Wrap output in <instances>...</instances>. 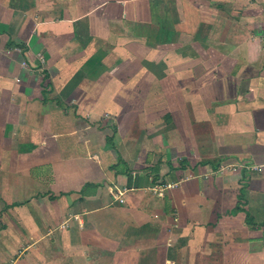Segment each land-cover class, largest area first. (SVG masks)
Instances as JSON below:
<instances>
[{"label":"crops","instance_id":"1","mask_svg":"<svg viewBox=\"0 0 264 264\" xmlns=\"http://www.w3.org/2000/svg\"><path fill=\"white\" fill-rule=\"evenodd\" d=\"M203 1L0 0V264H264V10Z\"/></svg>","mask_w":264,"mask_h":264},{"label":"rangeland","instance_id":"2","mask_svg":"<svg viewBox=\"0 0 264 264\" xmlns=\"http://www.w3.org/2000/svg\"><path fill=\"white\" fill-rule=\"evenodd\" d=\"M246 2V0H204L203 1V3H205L206 5H208L207 3H209V4H211V3H216V4H222L221 6H222V8H221V10H222V12H223V14L225 15V17H235L236 16V13L238 12V14H241V12H242V10H244L245 9V5H243L244 3ZM248 2L250 3H254V6H253V11L254 12H261V10H264V0H248ZM230 3H235L233 6V8H234V10L231 8V6H230ZM212 4V5H213ZM215 4V5H216ZM260 4H261V6H260ZM214 5V6H215ZM263 6V7H262ZM233 15V16H232ZM54 17H57L56 15H54ZM256 26H257V24H256ZM259 26H261V24L259 25ZM259 26H257L256 27V34H258L259 36H260V38H261V40L262 41H264V33H261V32H259L260 31V29H264V28H262V27H259ZM2 28V26L0 25V29ZM5 29H4V27H3V32H5L4 31ZM10 41V40H9ZM11 46H13V45H11ZM10 45H7V47H11ZM18 50V49H17ZM21 52H23L24 51V49H19ZM39 58V60L38 61H45V59L43 58V57H38ZM37 58V59H38ZM37 61V60H36ZM36 61H34V62H36ZM40 65H42L41 66V68L39 67V63L38 62H36V64H35V66H37L36 68V70L37 71H41V70H43V68H44V63L43 64H40ZM32 66V65H31ZM41 73V72H40ZM241 85L242 86H244V83H241ZM241 86V87H242ZM246 86V85H245ZM241 91V90H240ZM238 93H239V91H238ZM211 108H214L215 106H214V104H213V106H210ZM234 124H233V122L231 121V122H229L228 123V130L224 133V138H225V142L226 143H229V142H231V141H234L235 143H237V144H240V146L241 147H243V149L245 150V146H247L246 144H242V143H240L239 141H238V138L236 137V135H235V133H232L231 131V129H229V127H232ZM232 139V140H231ZM234 139V140H233ZM106 140H107V138H106ZM257 141H258V139H256ZM106 145H108V142L106 143ZM254 147H256V146H254ZM227 153H229L228 152V150H224V152H220L219 154H221V155H223V154H227ZM219 154H217V155H219ZM229 162V163H228ZM227 162V164H225V163H223L221 166H219L218 168V170L221 172V170L223 169V168H225V167H228L229 169H235L236 170V172L237 173H239V172H241V167H245L246 168V172L245 173H247L246 175H245V177H246V179H248L247 177L249 176L250 177V175L251 174H253V173H255V171H261L262 170V166H258V165H254V164H250L249 162H245V161H236V160H234V161H228ZM205 163L206 164H209L210 162H209V160H206L205 161ZM117 166H118V164H117ZM209 166L208 165H206V168H208ZM117 168V167H116ZM254 175V174H253ZM253 175H251V176H253ZM245 177H244V175H243V179H245ZM163 181V182H162ZM241 182H242V180H241ZM175 186V183H172V182H166V181H164L163 179H159V180H157V182H156V184L154 185V191L156 192V193H162V195H163V197H165L167 194H169V192H168V190H170V188H173ZM241 186H242V184H241ZM235 190H237V188H235ZM233 192H231V194H232ZM257 194H253V196L255 197ZM262 197L263 196H261V199L259 198V200L258 201H256L257 202V208L258 209H256V211L255 210H248V211H246V212H248L249 213V215H250V217H252L253 218V223L251 224V223H248L247 221H246V212H245V219H244V214L243 213H241V218H243V222H244V220H245V224H243V222H242V219H237V220H235L236 221V224H237V226H239L240 227V225H239V223L241 222L243 225H245V226H250V227H262V226H264V221L263 222H259L260 220H257V219H255V217L256 216H259V215H261V216H264V199H262ZM232 200V201H231ZM228 199V200H226V201H221V206H220V210L222 209V208H224L225 206H226V209L228 210L229 209V212L231 213L232 211H233V213H236V211L234 210V209H237V210H239V209H241V205L243 204V199L242 198H233V199ZM237 203V205L236 206H234L235 204ZM240 203H241V205H240ZM161 208L163 209L164 207L163 206H161ZM244 209V208H243ZM223 214V213H222ZM173 217H174V220H176V216H175V214H173L172 215ZM207 236H206V243L208 242V239L207 238H210L211 237V234H209V233H207L206 234ZM193 238L194 239H196V238H198L196 235L195 236H193ZM161 238H159V240H160ZM212 240V239H211ZM163 241V243H166V242H168L169 244H168V246H167V248L168 247H178L179 246V248H180V246H181V243H185L186 244V238H185V235H181V233H179V234H176V235H174L172 238H168V239H162L160 242H162ZM213 241V240H212ZM217 242H216V244L217 245H221V241L219 242V240H218V238H217V240H216ZM161 246H163V245H161ZM164 247V246H163ZM110 248H114L113 250H114V253L112 254H110V257L109 258H107L106 256L104 257L103 255H101L100 253L99 254H96V256H95V259H98L97 261H95L94 262V264H119V260L117 259V255H116V250H117V244L116 243H111V245H110ZM178 251H181L180 249H178ZM79 252V251H78ZM163 252V251H162ZM166 254V253H165ZM99 255V256H98ZM106 255H108V251H106ZM148 256V255H147ZM80 259L82 260V254H81V257H80ZM110 259V260H109ZM81 260H78L77 261V264H80L81 263ZM155 260H159V258H155ZM83 261V260H82ZM156 262V261H155ZM165 259H163V263L162 262H159V264H165ZM74 264H75V261H74Z\"/></svg>","mask_w":264,"mask_h":264},{"label":"trees","instance_id":"3","mask_svg":"<svg viewBox=\"0 0 264 264\" xmlns=\"http://www.w3.org/2000/svg\"><path fill=\"white\" fill-rule=\"evenodd\" d=\"M7 45H19V46H21L22 47V44H20V43H17V42H14V41H12V40H10V41H8L7 42ZM112 136H108L107 137V140L109 139V138H111ZM242 210H244L245 212H246V210L245 209H242ZM246 221L248 222V223H253V218L252 217H250V215H249V213L248 212H246Z\"/></svg>","mask_w":264,"mask_h":264}]
</instances>
